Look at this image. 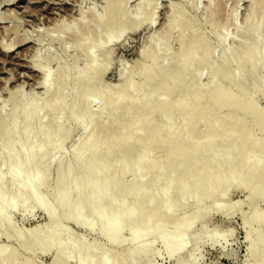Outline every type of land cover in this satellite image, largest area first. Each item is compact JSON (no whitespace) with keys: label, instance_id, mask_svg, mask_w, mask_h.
I'll list each match as a JSON object with an SVG mask.
<instances>
[{"label":"bare ground","instance_id":"1","mask_svg":"<svg viewBox=\"0 0 264 264\" xmlns=\"http://www.w3.org/2000/svg\"><path fill=\"white\" fill-rule=\"evenodd\" d=\"M103 1L100 13L55 30L57 41L69 34L85 47L72 65L52 56L37 62L40 96L16 89L7 96L11 109L0 106V237L8 241L0 264H37V252L52 253L50 264H140L155 243L187 264L211 213L239 214L245 264H264V0H249L239 24L224 0L209 1L200 18L217 34L219 53L189 15L195 0H180L113 86L104 81L107 47L152 25L155 0H138L131 11L129 0ZM77 130L83 136L68 152ZM234 188L246 192L248 208L227 202ZM34 208L46 225L13 226L15 210ZM66 223L101 241L72 236Z\"/></svg>","mask_w":264,"mask_h":264},{"label":"rangeland","instance_id":"2","mask_svg":"<svg viewBox=\"0 0 264 264\" xmlns=\"http://www.w3.org/2000/svg\"><path fill=\"white\" fill-rule=\"evenodd\" d=\"M195 1L196 4L191 2V4H193L192 9L189 7L191 6L190 4L188 6L190 9H188V12L192 13L189 15L190 17L194 16L193 18L203 17L205 12H203V10L207 8L206 6L210 0ZM179 2L180 0H155V11L152 25H148L146 22L145 25L141 23L137 29L134 28L136 30L135 32L133 28V31L131 30L132 32L130 31V33L128 32L129 30H127V34L124 33V36L119 38V41L114 42L107 47L113 50L111 56H116L110 58L108 64L110 68L107 67L104 73V81L107 86L108 84L113 86L120 82V78L118 77L119 69L125 65H129V63L138 58L139 51L147 45L148 38L151 35L153 36L159 33L164 27L169 15L170 7L179 4ZM137 3L138 0H129L127 8H131V11L135 8ZM223 3H225L224 8L227 9L226 12H231L233 14V17L236 20L235 22L238 24L243 22V19L247 14L249 0H224ZM103 5V0H0V106L3 107V112H7L11 109L12 104L7 101V96L10 92L16 89H20L25 95L34 93L36 96H40L42 93L40 87L42 76L35 67L37 62L42 60L45 61L46 58L52 56L51 58L54 62L55 59L58 60V58H60V61L61 63L63 62L62 64H64V66L72 65L73 62H70L71 58L73 56L75 57L76 54L85 47H75L76 38L69 34L62 35L61 41H57V32L55 30L61 27V25H69L71 21L74 22L80 19L81 16H85L90 10L100 13ZM199 14L202 15L200 16ZM200 21H203L202 18H200ZM203 22L202 28H205L204 31L208 33V36L210 35L209 38L212 45L214 47L217 46V44L215 45V41H217L215 37L217 34L213 36L215 33L209 31V27L206 24H203ZM138 29H140L139 32L137 31ZM229 29L231 30L229 32L231 35L229 36L232 38L233 27L231 26ZM48 34L53 40H48ZM43 35H48V37H46L47 39L44 38V40H40V37ZM229 38L226 42L227 45L230 42L229 40H232ZM175 43L177 44L175 40H170V53L177 50L178 45H175ZM218 46L215 47V50L218 48L217 52L219 53L220 47ZM4 47L7 48L4 50ZM82 52L84 51L82 50ZM35 53L39 54L40 57L38 59L34 57ZM100 55V52H98L96 56L97 58L99 57L102 59V56ZM83 58L84 59L80 58V60H78V67L80 68L87 65L86 58ZM69 62L71 65H69ZM53 66H55L54 63L51 64L50 69L53 70ZM205 74L203 77L209 79V76ZM203 77L201 80L202 82H204ZM205 81L207 82V79ZM260 104L264 106V99H260ZM77 131L72 137L73 141L71 140L66 146V151L68 152L72 149L73 143L77 139L76 137L80 139V136H83V133L81 134L80 130ZM77 142L78 140L75 143ZM75 143L74 145H76ZM68 148L71 149L69 150ZM232 190L228 196L227 202L234 203L243 201L248 208L250 203L246 199V192L240 189ZM261 203L259 204V207L260 209H264V202ZM245 205L242 207V210L247 212L248 209L245 208ZM47 222L48 219L43 212L37 208L28 210L24 213V216L20 210H15L12 214V224L15 223L16 226L15 224L13 226L18 229H21L22 227L23 230H28L34 227H42L46 225ZM66 226L67 229L69 227L68 231L72 236L84 238L87 243L101 241L100 236L96 232L87 233L73 223H66ZM216 230L217 232H215ZM203 233L204 235L198 240L195 249L184 255V257L188 259L187 264L246 263L247 243L244 238L245 230L242 228V220L239 214L222 216L219 213H217V215L211 213L208 217ZM212 235L217 236L215 241L209 240L208 237ZM149 238L150 237H147V241H150ZM7 244L8 241L5 238L0 237V246ZM11 245L14 246L15 243H11ZM130 247L131 246L128 244L124 246L125 249ZM153 249L154 250L149 257L140 264H175L172 259H169L168 256L161 251L158 243L153 245ZM52 255V253L41 254L37 252L33 254L32 257H35L34 260L37 261V264H50ZM72 260H70L69 264H77L74 259Z\"/></svg>","mask_w":264,"mask_h":264}]
</instances>
